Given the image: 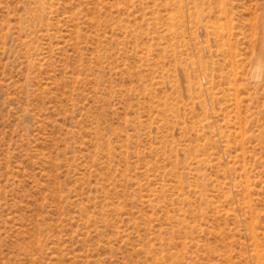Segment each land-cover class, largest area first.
<instances>
[{"label":"rangeland","instance_id":"1","mask_svg":"<svg viewBox=\"0 0 264 264\" xmlns=\"http://www.w3.org/2000/svg\"><path fill=\"white\" fill-rule=\"evenodd\" d=\"M0 264H264V0H0Z\"/></svg>","mask_w":264,"mask_h":264}]
</instances>
